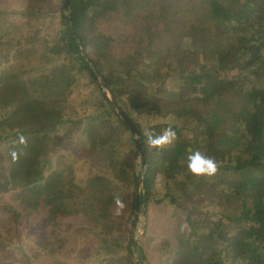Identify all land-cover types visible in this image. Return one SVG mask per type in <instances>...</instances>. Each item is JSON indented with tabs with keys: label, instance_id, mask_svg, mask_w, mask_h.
Listing matches in <instances>:
<instances>
[{
	"label": "trees",
	"instance_id": "1",
	"mask_svg": "<svg viewBox=\"0 0 264 264\" xmlns=\"http://www.w3.org/2000/svg\"><path fill=\"white\" fill-rule=\"evenodd\" d=\"M19 1L21 12L0 6V196L18 190L29 215L48 207L52 233L37 240L42 254L53 256L52 264H73L57 259L70 226L58 225V216L91 215L112 227L120 224L117 206H132L138 198V209L154 201L182 212L177 240L163 241L176 264H264V0H202L203 10L195 15L142 0H71V20L62 7L45 11V0ZM57 12L65 37L60 56L38 49L25 56L26 29L39 33L46 17ZM61 56L73 62L61 63ZM96 72L124 113L153 114L156 127L164 120L180 135L159 147L148 146L143 135L144 170L138 173L139 140L122 153L120 137L106 129L112 116L129 125L98 87ZM129 80L150 87V93L132 92ZM84 86L90 94L81 92ZM76 88H82L83 117L74 122L62 113ZM73 139L95 158V168L115 169L124 154L132 189L117 193L119 187L99 172L80 176L85 185L76 183L75 172L67 187L65 170L46 173ZM197 150L217 162L214 175L187 169L188 155ZM4 202L2 209L17 220L18 210ZM18 235L0 232V264H36L37 254L18 243ZM120 246L119 257L105 247L114 263L140 264L131 241Z\"/></svg>",
	"mask_w": 264,
	"mask_h": 264
},
{
	"label": "rangeland",
	"instance_id": "2",
	"mask_svg": "<svg viewBox=\"0 0 264 264\" xmlns=\"http://www.w3.org/2000/svg\"><path fill=\"white\" fill-rule=\"evenodd\" d=\"M45 1L46 5L44 4V6L48 5L45 8V11L47 8H49V5L56 10L61 7L63 9L64 0ZM142 1L145 2V4L156 2L160 5H166L173 9L185 8L189 11L193 10V15L203 10V5L201 3L202 0ZM7 5L12 6L11 10L14 12H21L24 10V6L19 0L15 2L13 0H0V6ZM55 14L56 15H53V17H46L44 22H42V31H40L39 33L34 31V27H29L26 29L23 35L28 44V48H26L24 52L25 56L29 54L33 49H38L39 52L45 50L54 57L60 56V51L65 42V37L61 35L58 30V17H60L61 12H57ZM15 19H18V16H16ZM65 61H68V63L73 62L68 57L64 59V57L61 56L59 62L63 63ZM85 74L86 72H84V75ZM79 75H82V72H80L77 76ZM96 77L98 79H96ZM95 80L97 81H95L97 84L103 82V78L100 74L95 75ZM127 83L130 90L134 93L148 94L151 91L150 87L141 89V87L135 81L129 80V82ZM99 85L100 86L98 87H100L102 92H106L107 96H110L114 99L111 87H107L106 85L102 86L101 83ZM81 90L76 88L73 94L67 95V101L69 103L63 110L62 116L64 118H68L69 120L76 122L83 117V111L81 110L80 104V100L82 98V93H80ZM81 92H88L90 94V88L88 86H84V89ZM117 105L120 106L118 103ZM91 106L93 107V105ZM132 115L133 117H129L133 120L137 128V134H134L129 126H125L114 116L110 118V120L114 122V124H111L112 122L106 123V129H108L109 131L113 130L112 132H114L115 134L117 133V135L120 137L122 143V153H126L127 151L129 152L135 149L134 140L137 137L142 138L144 135L146 137L145 141L147 145L155 146L149 143V134H151L153 138H156L162 136L166 129L170 128L173 130V124L167 123L164 120L162 126L159 125L158 127H156L158 118L153 114L140 112L132 113ZM115 119L117 122H115ZM59 121V116L54 117L52 120V127L57 125ZM80 130H85L84 123L81 124ZM181 133L183 136H185L183 132ZM177 137L180 139V135L176 134L175 139ZM65 144L66 145L64 147L66 148V150H60L59 153H56L53 156L51 160V166L47 168L46 172L50 173L51 171L57 169L65 170L67 173L66 179L68 178L64 182L65 186H69V179H73L75 172L77 178L76 183H82L83 185H85L86 181H84L80 176L87 175V177L92 178L99 172L104 174L111 187H119L117 188V193L120 194L128 192V189H132V185L129 182H131L130 177L133 174V171L128 164L124 163L126 157L124 156V154H122V156H120V158L118 159L117 164L115 165V169L113 167L104 169L97 166L95 168V166L92 165L95 164V158L88 155L87 153H84L81 147H79V145L77 144L76 140L73 139L65 141ZM165 145L167 146L170 144L166 143ZM51 152V149H48V151L46 152V156ZM134 163V169L136 173L144 170V165L141 164V156L138 154V152L136 153ZM233 176L236 177V175ZM223 180L228 181L230 180V177L224 176ZM142 186L143 185L140 184L137 185L136 189L138 192L142 190ZM63 193H65V191H63ZM0 197V201H6L14 205L16 210H18L20 216L17 220L12 219V215L4 211L2 209V206L0 205V232L4 233L6 229H9L12 232H15L16 230V233L19 234L17 236V238L19 239L18 243H22L24 248H26L29 253L37 254L36 256H34L36 264H49V262L53 263V256L52 260L49 258V255L44 256L42 254V249L38 247L37 241L40 235L44 234L46 236L47 234H49V231L50 233H52V225L50 226L49 220H47L46 216L48 207L42 208L39 213L29 215L25 211V206L21 203L22 198L19 196L18 190L10 191L5 195H1ZM122 201L123 200H121V202ZM139 209H136L135 204H132L131 206L129 203H127V205H121V207L117 206V209L115 211L122 214L118 215L120 224H116L112 227L106 226L103 222L96 220L91 215L89 218H86L82 214H74L73 216H68L66 218H60L58 216V225H60L61 227H66L68 224H70V226L69 230L64 233L65 240L62 248L63 253L57 254V259L62 262H73V264H116L113 262L111 257L106 255V245L108 247L110 246V248H107V252L109 254H113V256L119 257L124 253V250L120 249V244H126L131 241L132 250H134V248L142 247L141 249H143V251L142 253L140 252V254L143 256L147 264H149V261L153 262L152 264H176V261L173 258V254L164 251L163 241L177 240L178 236H176V233H178L177 231L178 229H180L182 221L184 219L183 217L181 218L180 222L178 221V218L180 215H182V212H180L178 208L171 205H161L155 203L154 201L141 203ZM26 219L29 221V223L27 225L25 223L24 225L23 222H25ZM114 219L117 220L116 217H114ZM134 219H136V225H133ZM134 243H136L135 246ZM115 245H117V247ZM86 254L87 258L90 259L86 260V257H82ZM136 254L138 255V253ZM136 254L135 259L138 261V263H140L139 258H137ZM23 257L26 259L25 256ZM0 258V262H2L1 260H3L4 257L0 256ZM5 263L7 264V262ZM19 263L24 264L21 262Z\"/></svg>",
	"mask_w": 264,
	"mask_h": 264
},
{
	"label": "clouds",
	"instance_id": "3",
	"mask_svg": "<svg viewBox=\"0 0 264 264\" xmlns=\"http://www.w3.org/2000/svg\"><path fill=\"white\" fill-rule=\"evenodd\" d=\"M175 132L172 129H166L160 137L153 138L149 134V143L155 146L171 144L175 139ZM187 169L196 176H211L217 171V162L200 151H193L187 157Z\"/></svg>",
	"mask_w": 264,
	"mask_h": 264
},
{
	"label": "water",
	"instance_id": "4",
	"mask_svg": "<svg viewBox=\"0 0 264 264\" xmlns=\"http://www.w3.org/2000/svg\"><path fill=\"white\" fill-rule=\"evenodd\" d=\"M70 4H71V0H64L63 2V15H65L69 20H71V9H70ZM96 70V69H95ZM96 75H98V73L96 72ZM96 79H98L96 77ZM102 86H105V84H103V82H100ZM104 96H106V98L109 100V102L111 103L112 108L116 111V113L129 125V127L131 128L132 132L134 134H137V128L133 122V120L122 111V109L115 103L114 99L110 96H107L106 92L103 91ZM137 139L139 140V145H138V154L141 156V164L144 165V157H143V152L141 149V143H140V138L137 137ZM137 199H135V207L137 209ZM136 245V243H134V246ZM134 250H136V253H138L137 258H139V262L141 264H147L145 259L143 258V256L140 254V252L138 251V248H134Z\"/></svg>",
	"mask_w": 264,
	"mask_h": 264
}]
</instances>
